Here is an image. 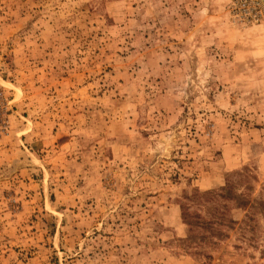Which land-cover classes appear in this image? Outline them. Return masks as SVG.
<instances>
[{
  "label": "rangeland",
  "instance_id": "rangeland-1",
  "mask_svg": "<svg viewBox=\"0 0 264 264\" xmlns=\"http://www.w3.org/2000/svg\"><path fill=\"white\" fill-rule=\"evenodd\" d=\"M0 264H264V0H0Z\"/></svg>",
  "mask_w": 264,
  "mask_h": 264
},
{
  "label": "trees",
  "instance_id": "trees-1",
  "mask_svg": "<svg viewBox=\"0 0 264 264\" xmlns=\"http://www.w3.org/2000/svg\"><path fill=\"white\" fill-rule=\"evenodd\" d=\"M229 193V191H227ZM193 235V234H192ZM194 236V235H193ZM195 237V236H194Z\"/></svg>",
  "mask_w": 264,
  "mask_h": 264
}]
</instances>
